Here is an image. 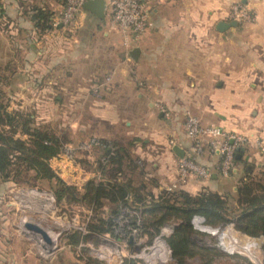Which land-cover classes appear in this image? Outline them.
Instances as JSON below:
<instances>
[{"label":"crops","instance_id":"1","mask_svg":"<svg viewBox=\"0 0 264 264\" xmlns=\"http://www.w3.org/2000/svg\"><path fill=\"white\" fill-rule=\"evenodd\" d=\"M110 1L105 0L104 19L84 9L77 25L65 28L54 25L64 0H0L3 82L18 87L45 85V98L59 102L77 98L74 126L92 138L121 144L132 139V152L142 161L138 166L152 169L146 176L156 179L158 189L170 185L191 194L212 190L235 195L242 182L264 180V148L257 144H264V0H143L149 27L133 41L110 28ZM234 4L246 9L250 19H232ZM37 9L49 15L50 27L45 31L35 26ZM219 22L233 24L219 30ZM135 48L139 50L136 59L131 56ZM86 101L91 123L83 122ZM132 103L137 114L131 116L128 105ZM188 114L197 116L204 126H217L243 138L228 174L220 169L222 155L205 145L196 159L208 177L179 180L178 166L190 145L184 129ZM171 139L184 150L183 157L172 150ZM29 196L34 199V193ZM40 204L35 211L44 214ZM26 222L46 230L48 248L26 228ZM10 224L12 229L4 232L7 226L0 222L4 248L0 257H9L0 258L2 264H13L10 248L23 243L20 237L26 239V248L34 243L38 256L49 260L45 264H82L69 239L58 238L60 232L49 231L33 218L22 217ZM174 226L163 227L172 232ZM232 228L233 224L227 225L223 238L233 236ZM252 240L263 243L264 236ZM64 245L69 251L62 254L59 250ZM22 252V260H28L29 251ZM53 253L56 256L48 259Z\"/></svg>","mask_w":264,"mask_h":264},{"label":"rangeland","instance_id":"2","mask_svg":"<svg viewBox=\"0 0 264 264\" xmlns=\"http://www.w3.org/2000/svg\"><path fill=\"white\" fill-rule=\"evenodd\" d=\"M4 73V71H0V101L6 106L7 111L20 110L23 112V119L30 117L31 126L53 130L55 134L61 137L63 150L52 157L49 164L59 178L67 184L73 185L76 192H78L74 194L76 195L75 198H72V195H64V198L58 200L55 193V190L59 187L58 184L54 181L49 183L46 178L35 176L33 171L27 170L25 163H21L14 156L13 161L21 164V168H18L20 173L16 176L13 175L15 181H5L0 177V222L2 225L7 226L3 228L4 232L12 229L10 223L13 221L17 224L22 217L33 218L36 222L45 225V228H48L49 231L60 232L58 238H61V241L65 239L64 235L66 233L74 232L78 237L77 239L80 240L76 245V257L83 264L84 253L81 250L83 246H87L90 256L102 260L105 264H125L127 259H133L136 264H176L165 241V236L171 233V228L163 227L159 233L153 236L141 229V223L143 222L141 209L143 205L140 204L137 207L129 199V203L121 206L120 213L118 212V215L113 217L115 227L113 233H110L99 229L103 227L102 221L109 217L111 203L104 199L101 205H91L86 201L79 200L90 181H100L108 176L107 174L103 175L98 166L97 158L100 154L98 149L93 146H87L86 150L79 149L82 143L88 144L92 138L88 131H80L74 126L73 113L75 106L79 105L80 101L76 100L77 98L67 97L63 98L64 101L61 102L57 101L56 98H45V85L8 86L6 82H3L2 74ZM89 105V101H86L84 107L88 108L85 120H83L85 123L91 121L88 111ZM128 106L131 116L137 114L134 103ZM5 128L6 132H11L9 127ZM19 128L21 129V127ZM14 136L28 140V137L22 134H14ZM122 141L126 142V140ZM65 148L69 149L66 150ZM15 154L19 155L20 153L15 152ZM136 156L138 157V155ZM136 163L141 165V159L136 160ZM144 169L152 174L150 167L145 166ZM128 177L136 179L137 176L136 174L126 173L119 179L126 180ZM168 188L169 190H175L179 187L170 185L165 187V189ZM30 193H34L33 200H30ZM43 200H45L44 214L35 211V208L41 206L40 203H43ZM148 202H150V199L147 200ZM30 207H33L34 211H29ZM4 221H7V223ZM181 221L183 220L177 218L176 221L171 223V226ZM132 223L137 224L136 233L130 230L134 226ZM191 223L198 230V233L193 236L197 247H203L205 250L200 249L195 257L187 259L186 264H264V242L255 244L252 242L254 236L240 234L235 228H232L231 233L233 236L231 238H223L225 233L222 232H224L227 225H234V223L228 222L223 226L216 227L203 223L204 226L218 230L215 234L202 230L193 219H191ZM90 224L94 228H90ZM20 240L23 243L27 242L23 237H20ZM231 242L237 243L230 245ZM23 243H16L10 248L13 254L11 261L13 264H45V262H49V260L45 261V258L38 256L34 243L31 242L30 245L32 246L28 248H26L27 244ZM80 243L83 246L78 248L77 246ZM246 246L248 247L244 249ZM70 247L72 249L73 246ZM2 249H4L3 245L0 244V250ZM23 249L29 251V259L26 261L22 260ZM155 249L162 251L163 255L154 262L152 259L150 261L149 257ZM68 251L67 246L59 250L62 254ZM41 252L45 255L43 251ZM55 256L56 253H53L48 259H53ZM80 257L82 259H79ZM0 258L9 259L5 254ZM6 262L5 264H7ZM0 264H2L1 261Z\"/></svg>","mask_w":264,"mask_h":264},{"label":"trees","instance_id":"3","mask_svg":"<svg viewBox=\"0 0 264 264\" xmlns=\"http://www.w3.org/2000/svg\"><path fill=\"white\" fill-rule=\"evenodd\" d=\"M34 18L37 19L35 26L41 31L50 27L49 15H45V10L37 9ZM2 76L4 78V74ZM30 120V117L23 119V112L20 110L7 111L0 101V177L5 181H15L13 175L19 174L18 168H21V164L12 159L16 156L35 176L58 184L59 187L55 190L58 200L64 198V195H72V198H75L74 194L78 193L75 187L59 178L49 164V160L63 150L61 137L53 130L31 126ZM5 127H9L11 132H6ZM14 134L25 135L28 140L15 137ZM98 140L99 144L92 146L100 151L98 166L102 174L108 176L100 181H90L79 200L91 205H101L104 199L111 203L109 217L102 221L103 227L99 230L113 233V217L118 215L121 206L127 205L130 199L137 207L143 205L141 229L151 236L159 233L164 225L173 223L177 218L183 220L165 236L171 257L176 264H186L187 259L195 257L200 249L205 250L203 247H197L193 239L198 230L190 221L192 216L203 218L204 223L212 227L232 222L240 233L254 237L264 236V180L242 182L235 195L219 194L212 190L191 194L180 187L175 190L158 189L156 179L146 177L147 171L137 165V156L131 147L133 140H127L126 144L116 140ZM203 148L205 151L206 146ZM15 152L20 154L16 155ZM126 173L136 174L137 177L120 180L119 177ZM262 174L264 176L263 172ZM148 199L150 202L147 203ZM201 218H194V221L202 230L212 234L218 231L215 228L203 227ZM92 227L90 224V228ZM64 238H68L73 247L80 242L74 232L66 233ZM81 250L84 253V264H105L102 260L90 256L87 246H83ZM125 264L136 262L127 259Z\"/></svg>","mask_w":264,"mask_h":264},{"label":"built area","instance_id":"4","mask_svg":"<svg viewBox=\"0 0 264 264\" xmlns=\"http://www.w3.org/2000/svg\"><path fill=\"white\" fill-rule=\"evenodd\" d=\"M87 0H65L64 8L58 20L54 25H62L65 28H72L77 25L79 16L84 12V3ZM107 19L110 28L123 34L125 40H135L143 34L149 27L147 13L143 9V0H111L108 4ZM230 17L235 20H249L250 16L246 9L239 4L231 6ZM163 112L168 115L167 112ZM184 129L187 137L190 139V145L186 150V156L182 158L178 166L179 180L183 183L189 178L203 177L209 175L207 169L197 161L203 147L208 145L210 150L222 155L221 172L228 174L233 168L234 151L241 145L243 138L236 137L233 134L225 133L217 126H204L201 120L192 114H188L184 123ZM94 144H99L97 138H91L89 143H82L79 149L86 150ZM258 146L264 148V144L259 141ZM169 145H176L174 139L169 140ZM68 150L69 148H65ZM120 213V212H119ZM201 218L192 216L190 218ZM202 219V218H201ZM195 222V221H194ZM204 220H202V224ZM133 225V224H132ZM197 225V224H196ZM135 223L130 230L137 232ZM198 226V225H197ZM203 227H208L204 226ZM201 228V227H200ZM163 255L162 251L155 249L150 255V261H157Z\"/></svg>","mask_w":264,"mask_h":264},{"label":"water","instance_id":"5","mask_svg":"<svg viewBox=\"0 0 264 264\" xmlns=\"http://www.w3.org/2000/svg\"><path fill=\"white\" fill-rule=\"evenodd\" d=\"M84 9L88 12H91L95 16H97L100 19L105 18V9H106V4L105 0H87L84 3ZM233 24V23H226V22H219L217 28L219 30H223L226 28L228 25ZM139 54V50L135 48L131 56L136 59ZM172 150L180 157H183L184 155V150L180 148L178 145H173ZM44 204L45 207V200H43L42 205ZM26 228L35 235L37 240L40 241L41 245L44 248H48V245L50 243V238L49 235L47 234L46 230H44L40 225L36 223H31V222H26L25 223Z\"/></svg>","mask_w":264,"mask_h":264},{"label":"bare ground","instance_id":"6","mask_svg":"<svg viewBox=\"0 0 264 264\" xmlns=\"http://www.w3.org/2000/svg\"><path fill=\"white\" fill-rule=\"evenodd\" d=\"M241 247V246H240ZM247 247H244V249H246Z\"/></svg>","mask_w":264,"mask_h":264}]
</instances>
